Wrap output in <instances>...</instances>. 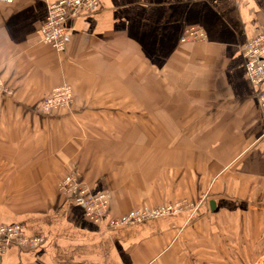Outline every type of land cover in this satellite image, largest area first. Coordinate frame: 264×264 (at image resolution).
I'll return each mask as SVG.
<instances>
[{
  "label": "crops",
  "instance_id": "obj_1",
  "mask_svg": "<svg viewBox=\"0 0 264 264\" xmlns=\"http://www.w3.org/2000/svg\"><path fill=\"white\" fill-rule=\"evenodd\" d=\"M56 1L0 0V224L45 237L0 264H264V119L241 51L264 0H97L64 52L41 40ZM195 26L206 39L182 41ZM66 82L71 106L40 113ZM72 171L109 195L101 220L58 191Z\"/></svg>",
  "mask_w": 264,
  "mask_h": 264
},
{
  "label": "built area",
  "instance_id": "obj_2",
  "mask_svg": "<svg viewBox=\"0 0 264 264\" xmlns=\"http://www.w3.org/2000/svg\"><path fill=\"white\" fill-rule=\"evenodd\" d=\"M1 1L12 2L13 0ZM96 3L97 0H58L50 3L48 15L40 28L42 41L56 51L64 52L70 38L67 28L68 21L90 13L94 10ZM204 39H206L205 31L196 26L188 27L182 37V41L185 42ZM241 51L245 59L248 77L258 87L257 98L264 119V31L248 39L242 45ZM73 97V88L69 83L54 87L43 99L39 110L48 114L55 110L67 108L71 105ZM81 182L77 175L69 173L62 179L59 189L75 204L82 206L89 219L97 222L103 218L108 210V194H93L89 186ZM182 206L174 210L171 209L172 206L168 205L153 209L135 208L114 218L110 226L132 224L144 219L174 213L180 211ZM44 240L43 235H28L22 223L0 224V253H3L11 245H18L22 249L35 248L40 246Z\"/></svg>",
  "mask_w": 264,
  "mask_h": 264
},
{
  "label": "rangeland",
  "instance_id": "obj_3",
  "mask_svg": "<svg viewBox=\"0 0 264 264\" xmlns=\"http://www.w3.org/2000/svg\"><path fill=\"white\" fill-rule=\"evenodd\" d=\"M185 32H186V30H185ZM184 36V35H183ZM42 40V39H41ZM43 42V41H42ZM185 42V41H184ZM43 43H45V42H43ZM46 44V43H45ZM62 84H67V82L66 83H61L60 85H62ZM60 85H58V86H60ZM71 85V84H70ZM72 86V85H71ZM57 87V86H56ZM73 88V87H72ZM73 93H74V90H73ZM43 101V100H42ZM42 103V102H41ZM41 103L39 104V107H40V105H41ZM72 104V103H71ZM71 106V105H70ZM69 106V107H70ZM39 107H38V110H39ZM68 108V107H67ZM65 109V108H64ZM40 111V110H39ZM40 113H43V112H41L40 111ZM44 114H47V113H44ZM70 174H74V175H77L75 172H69ZM69 173H67V174H69ZM67 174H65L63 177H62V179L67 175ZM78 178H79V176H78ZM62 179H60V181H59V183H58V191H60V189H59V187H60V183H61V181H62ZM79 180L80 181H82L81 183H84L85 185H88L86 182H84L82 179H80L79 178ZM60 193L62 194V192L60 191ZM65 196H67V195H65ZM68 197V196H67ZM108 198H110L109 197V195H108ZM187 201V200H186ZM188 202V201H187ZM184 205V203H183V200L182 201H180V202H178L177 204H175V205H168V206H172L171 207V209L172 210H174V209H176V208H178V207H181L182 205ZM156 208V207H155ZM108 209H109V202H108ZM153 209V208H152Z\"/></svg>",
  "mask_w": 264,
  "mask_h": 264
}]
</instances>
